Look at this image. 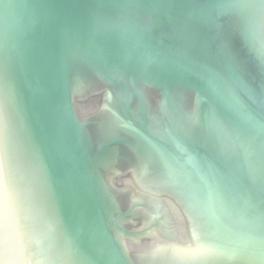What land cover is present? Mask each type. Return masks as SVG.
<instances>
[{"label":"water","instance_id":"1","mask_svg":"<svg viewBox=\"0 0 264 264\" xmlns=\"http://www.w3.org/2000/svg\"><path fill=\"white\" fill-rule=\"evenodd\" d=\"M0 264H264V0H0Z\"/></svg>","mask_w":264,"mask_h":264}]
</instances>
